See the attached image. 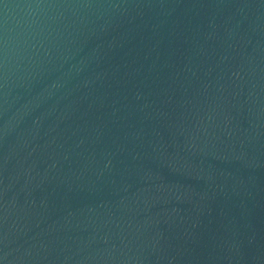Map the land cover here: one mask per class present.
Instances as JSON below:
<instances>
[{
  "label": "water",
  "instance_id": "95a60500",
  "mask_svg": "<svg viewBox=\"0 0 264 264\" xmlns=\"http://www.w3.org/2000/svg\"><path fill=\"white\" fill-rule=\"evenodd\" d=\"M0 264H264V0H0Z\"/></svg>",
  "mask_w": 264,
  "mask_h": 264
}]
</instances>
